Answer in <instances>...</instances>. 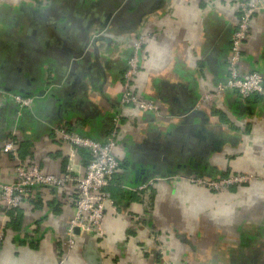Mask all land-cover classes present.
Returning a JSON list of instances; mask_svg holds the SVG:
<instances>
[{
	"label": "crops",
	"instance_id": "crops-1",
	"mask_svg": "<svg viewBox=\"0 0 264 264\" xmlns=\"http://www.w3.org/2000/svg\"><path fill=\"white\" fill-rule=\"evenodd\" d=\"M240 2L260 9L238 71L264 77V0H0V184L15 180L5 142L43 174L81 175L89 152L55 130L103 142L120 115L103 235L76 233L61 262L78 192L34 187L0 206V264H264V98L216 90ZM137 43L131 89L155 113L120 104ZM235 174L252 179L219 193L188 181Z\"/></svg>",
	"mask_w": 264,
	"mask_h": 264
},
{
	"label": "built area",
	"instance_id": "built-area-1",
	"mask_svg": "<svg viewBox=\"0 0 264 264\" xmlns=\"http://www.w3.org/2000/svg\"><path fill=\"white\" fill-rule=\"evenodd\" d=\"M259 9V5L255 2H240L238 4L239 17L230 37L227 56V78L223 84L216 87L217 93L233 91L243 100L253 95L264 98V77L257 72L240 74L238 71L240 52L247 36L251 17ZM138 48L139 45L137 43L127 60L123 73V89L120 96V104L121 106L134 105L141 111L155 113L158 109L157 105L139 99L131 89V83L138 73ZM15 100L18 103V107L24 109L31 106L33 99L16 96ZM119 120L120 115L116 114L112 119V127L103 142L90 140L73 132L66 131L63 128L55 130L58 136L71 147H80L89 152L90 160L81 175L74 176L69 169H66L61 175L43 174L36 165L27 166L24 161L18 158L17 148L11 141L5 142L2 146V151L10 154L16 161L14 182L0 184V206L4 211L19 208L31 188L44 187L61 191L69 183L75 186L78 192V199L75 202L74 215L66 227L63 242L65 255L61 256V262L66 259L67 254L74 246L76 228L79 230V233L85 235H94L96 237L103 235L102 218L105 208L114 204L107 188L119 166L113 154L116 128ZM251 179L252 176L249 174H238V176L232 175L210 180L199 176H191L188 178V181L197 186L205 187L208 190L218 191L226 190L236 184L249 183ZM152 185V181L138 184L136 190L139 192L147 191ZM154 240L158 239L155 238ZM160 249L159 253L162 255L164 253L163 246ZM165 264L187 263L167 261Z\"/></svg>",
	"mask_w": 264,
	"mask_h": 264
},
{
	"label": "rangeland",
	"instance_id": "rangeland-1",
	"mask_svg": "<svg viewBox=\"0 0 264 264\" xmlns=\"http://www.w3.org/2000/svg\"><path fill=\"white\" fill-rule=\"evenodd\" d=\"M232 176V175H230ZM235 176H238V174H235ZM234 186H238V184L234 185ZM202 187V186H201ZM227 190V189H226ZM212 192H215V193H219V192H222V191H225L224 189L223 190H218V191H213V190H210Z\"/></svg>",
	"mask_w": 264,
	"mask_h": 264
},
{
	"label": "water",
	"instance_id": "water-1",
	"mask_svg": "<svg viewBox=\"0 0 264 264\" xmlns=\"http://www.w3.org/2000/svg\"><path fill=\"white\" fill-rule=\"evenodd\" d=\"M78 232H79V230L76 228V229H75V233H78Z\"/></svg>",
	"mask_w": 264,
	"mask_h": 264
},
{
	"label": "trees",
	"instance_id": "trees-1",
	"mask_svg": "<svg viewBox=\"0 0 264 264\" xmlns=\"http://www.w3.org/2000/svg\"><path fill=\"white\" fill-rule=\"evenodd\" d=\"M232 187H233V186H232ZM230 188H231V187H230ZM230 188H229V189H230ZM11 211H12V210H11ZM7 212H9V211H7Z\"/></svg>",
	"mask_w": 264,
	"mask_h": 264
}]
</instances>
